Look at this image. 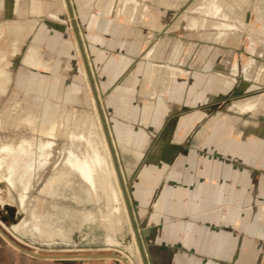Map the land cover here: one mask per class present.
Returning a JSON list of instances; mask_svg holds the SVG:
<instances>
[{
	"label": "rangeland",
	"instance_id": "1",
	"mask_svg": "<svg viewBox=\"0 0 264 264\" xmlns=\"http://www.w3.org/2000/svg\"><path fill=\"white\" fill-rule=\"evenodd\" d=\"M201 1L71 0L75 21L139 228H142V221L130 198L132 177L127 172L128 168L132 166V169H137L140 164L138 157L141 159L157 150L158 141L165 140L171 136V132L174 133L171 128L182 116L184 122L191 121L188 117H194L195 124L201 121L196 120L200 113H194L193 110L202 105L200 95L206 89L205 85H209L206 92L209 91L210 102L207 106L210 113L204 118V122L217 126L225 121L232 122L237 117L233 112L223 111V106L229 100L237 98H218L221 95L218 91H222L224 82L221 83L215 78L219 77L218 74L230 76L229 71L220 69L226 58L232 57V62L237 63L239 79L236 84L249 85V80L253 81L251 77L256 74L259 79H264V35L256 30H264V0H214L222 9L221 16H213L196 9ZM131 2H134V9L128 22L122 14L125 6ZM1 4L0 32H4L6 36L0 37V148L40 141L43 150H37L41 163L36 165L37 169L34 167L36 170L32 169L34 174H30V169L29 174L14 177V187L8 186L6 180L0 181V197L17 209L20 207L19 200L22 206L26 202L27 208L33 209L30 214V233L35 238L46 240L33 229L32 223L36 221L40 222L43 230L50 231V234L55 232L47 239L54 246L66 242L73 244V236L86 234V238L78 241L75 249L59 250L49 244L37 242L39 254L71 256L109 253L103 249L105 235L119 237L126 235L128 229L131 230L123 195L119 183L116 182L117 176L113 178L110 173L109 182H113L109 187V192H112L110 199L97 180L94 189L89 187V183L84 182L77 172L75 174L73 167L66 164L70 157L66 151L71 153L68 148L75 145L78 147L76 149L83 150L81 153L86 157L93 156L96 149L98 160L109 164L107 170L114 168L112 159H107V141L104 139L66 4L64 0H3ZM143 13H146V17H143ZM207 22H212L213 25H208ZM1 29H6L7 34ZM251 46L253 52L250 51ZM31 48L37 50L43 63L48 65V71L32 69L23 63ZM203 59H208L212 64H203ZM152 60L165 65L166 68L160 70L164 71L162 76L169 68L178 67L189 72V80L183 76L177 83L180 91L178 97L175 93L167 94L166 98L154 95L159 94L161 89L159 82L148 83L151 75L147 77L150 72L146 63ZM250 62L253 66L249 65ZM260 66L263 69L260 70ZM163 80L164 77L161 81ZM192 87L195 93L193 99L188 100L186 92L191 91ZM260 88H264V80L247 86L240 96H249ZM176 100L179 104L180 101L184 103L187 100L188 106L178 114H169L171 105L175 106ZM236 103L240 102H231L229 105ZM240 104H250V101ZM198 110L201 111V107ZM263 117L264 113L259 116V123H262ZM90 123L92 130L89 128ZM73 124L80 126L79 132L83 140H78L79 144L77 140L73 142L69 139ZM200 126L199 123L198 127ZM235 128L233 132L239 131V127ZM182 134L184 136V131ZM91 140V148L95 144L98 148H90ZM81 141L87 142L84 144ZM86 152L90 154H84ZM164 152L168 153V148ZM2 154L6 155L0 151V158ZM130 155L135 156V161H127ZM100 158L107 160L102 161ZM96 169L95 178L99 174L98 168ZM30 175L33 176L32 179ZM113 190L121 199L116 196L114 199ZM113 206L116 209H112ZM25 217L29 218V215ZM111 220L117 232L109 231ZM59 231L64 235L59 234ZM21 239L26 249L35 250L30 240ZM131 250L135 252L133 244ZM28 259L27 264H54L47 260L38 262L35 258ZM136 261L140 264L138 257ZM89 264L107 262L90 260Z\"/></svg>",
	"mask_w": 264,
	"mask_h": 264
},
{
	"label": "crops",
	"instance_id": "2",
	"mask_svg": "<svg viewBox=\"0 0 264 264\" xmlns=\"http://www.w3.org/2000/svg\"><path fill=\"white\" fill-rule=\"evenodd\" d=\"M125 7L122 15L129 22L134 2ZM3 35L0 32V37ZM250 51H254L252 46ZM233 60L226 58L219 67L230 76L218 74L215 79L224 82V88L218 91L219 100L237 98L223 106V111L237 117L217 126L206 124L210 97L206 92L209 85H205L200 95L201 111L199 107L193 110L200 113L196 120H201V126L195 124L194 117H188L190 122H184V116L178 122L175 118L176 127L171 128L174 133L158 141L152 154L138 157L137 169L130 166L127 170L132 177L130 198L142 228L149 231L144 239L148 264H264V117L262 123L258 122L264 113V88L240 96L247 86L264 79L256 74L249 85L236 84L239 77ZM202 62L212 64L208 59ZM23 63L32 69L49 70L35 48L29 49ZM146 65L150 72L147 77L151 75L148 83L159 82L160 95L154 94L157 97L166 98L170 93L178 97V81L190 77L178 67L169 68L162 76L164 71L160 70L166 67L159 61ZM249 65L253 66L251 62ZM162 77L165 80L161 81ZM186 93L188 100L193 99L194 88ZM248 101L250 104H240ZM175 102L169 114H178L188 106L187 100ZM231 102L240 103L229 105ZM235 127L239 131L233 132ZM127 161H135V156L130 155Z\"/></svg>",
	"mask_w": 264,
	"mask_h": 264
},
{
	"label": "bare ground",
	"instance_id": "3",
	"mask_svg": "<svg viewBox=\"0 0 264 264\" xmlns=\"http://www.w3.org/2000/svg\"><path fill=\"white\" fill-rule=\"evenodd\" d=\"M64 3H65V0H64ZM196 9H200V11H202V12H204V13H206V14H210V15H213V16H221V14H222V9L215 3V1L214 0H202L201 2H200V4H199V6L198 7H196ZM193 13V12H192ZM223 14H225V13H223ZM204 15V14H203ZM205 16V15H204ZM208 16V15H207ZM227 16V15H226ZM224 17V16H223ZM222 17V19H224ZM212 18V17H211ZM215 18V17H214ZM226 18V17H225ZM228 18V17H227ZM218 19V18H217ZM227 21V20H226ZM205 23V22H204ZM212 22H210L209 24L210 25H213V24H211ZM207 24H208V22H207ZM208 24V25H209ZM215 24V23H214ZM204 25V24H203ZM222 25H223V23H222ZM226 25H228V24H226ZM217 26H219V25H217ZM217 26H216V28H217ZM229 26V25H228ZM201 27H202V25H201ZM210 27V26H209ZM220 27V26H219ZM230 27V26H229ZM194 28V27H193ZM204 28H205V26H204ZM224 28V27H223ZM222 29V28H221ZM223 30V29H222ZM226 30H227V28H226ZM256 30H257V32L258 33H260V34H262V32L261 31H263V34H264V30L263 29H257L256 28ZM232 32V31H231ZM251 41V40H250ZM252 46L254 45V43H252L251 44ZM247 67V66H246ZM245 69V68H244ZM245 72H246V69H245ZM164 83V82H163ZM96 114V113H95ZM96 121V120H95ZM97 122V121H96ZM91 123H90V127H89V125H88V127L89 128H91V130H92V127H91ZM79 125L78 124H73V126H72V128L70 129V132H69V135H70V137H69V139H70V141H72L73 140V142H75L76 140H77V142H78V140L80 141V140H83V138L81 137L82 135L80 134V132H79ZM88 128V129H89ZM101 129V128H100ZM89 131H90V129H89ZM94 131V130H93ZM93 131H91V132H93ZM101 131V130H100ZM103 131V130H102ZM91 134V133H90ZM68 135V136H69ZM92 135V134H91ZM94 136V135H93ZM95 136H96V134H95ZM95 136H94V138H95ZM98 136V135H97ZM100 136H102V135H100ZM100 136H99V138H100ZM87 137V136H86ZM91 137V136H90ZM97 138V137H96ZM98 138V139H99ZM72 139V140H71ZM90 139H92V138H90ZM101 139V138H100ZM102 139H103V137H102ZM104 139H105V137H104ZM86 140H88V139H86ZM69 141V140H68ZM93 141H94V139H93ZM81 142H83V141H81ZM85 142H87V141H84L83 143L85 144ZM101 143L102 142H104V140L103 141H100ZM87 143H89V140H88V142ZM94 143H95V141H94ZM97 143H98V141H97ZM51 144V143H50ZM78 144H79V142H78ZM91 144H92V140L90 141V148L93 146V144H92V146H91ZM104 144V143H103ZM102 144V145H103ZM42 144H41V142L39 141V142H22L21 143V145L20 146H17V147H10L9 145L8 146H4V148H0V151L1 152H5L6 153V155H4L3 156V154L1 155V158H0V181H2V180H6L7 182H8V185L9 186H13V178L14 177H16V176H21V175H25V174H29V172H30V169L32 170L34 167L37 169V167H36V165L38 164V163H41V160H40V155H39V153H38V151L37 150H39V149H41V150H43V148H42V146H41ZM83 145V144H82ZM88 145V144H87ZM86 145V146H87ZM96 145V144H95ZM94 145V147L95 148H98V147H96ZM101 145V146H102ZM105 145V144H104ZM108 145V144H107ZM70 146V145H69ZM100 146V145H99ZM80 147H82V146H80ZM84 147V146H83ZM93 147V148H94ZM105 147H106V151H107V153H108V158L107 159H110L111 160V155H110V152H109V149H108V146H106L105 145ZM68 148V147H67ZM76 148H78L77 146H75V145H72V148L70 149V148H68V150L71 152V153H68V151H66L67 152V156H69L70 155V157H68L67 159V161H68V163H66L67 165L69 164L70 166H72L73 167V169L75 170V174H76V172L79 174V176L81 177V178H83V180H84V182L86 181L87 183H89L88 185H90L89 187H92L93 189L95 188V185H96V180H97V183L98 184H100L101 185V187H102V191L107 195V198H110V197H112L111 195L112 194H110V193H112V192H109V187H111V184L113 183H111V182H109V178H111V176H113V178H114V176H116V174H115V170H114V168L112 167H110V166H112V163H110V168L107 170V166L109 165H106L107 163L105 162H100L99 160H98V158H99V156L98 155H96V152L95 151H97L95 148V151H94V153H93V156L91 155V156H89V157H86L85 155V157L83 156V154L81 153V152H83V150L82 151H80L81 150V148H79V149H76ZM84 148H86V147H84ZM93 148H91V149H93ZM102 148V147H101ZM93 149V150H94ZM86 150H88V149H86ZM93 150H91V151H93ZM90 151V153H92ZM98 152V151H97ZM104 152H105V150H104ZM43 153V152H42ZM90 153H88V154H90ZM102 153V152H101ZM69 154V155H68ZM84 154H87V152L86 153H84ZM87 154V155H88ZM97 154H100V153H97ZM47 155V154H46ZM103 155V154H102ZM5 156H7L8 158H5ZM98 156V157H97ZM102 157V156H101ZM104 157H106V155H105V153H104ZM103 159V158H102ZM101 158H100V160H102ZM107 159H103L102 161H104V160H107ZM65 160H66V158H65ZM1 162H4L6 165H4L3 166V163H1ZM44 162V161H43ZM48 162V161H47ZM110 162V161H109ZM42 165H45L44 163L42 164ZM66 166V165H65ZM69 166V167H70ZM39 167H40V165H39ZM38 167V168H39ZM43 167V166H42ZM72 167H70V168H72ZM34 168V169H35ZM41 168V167H40ZM96 168H98V171L97 172H99V174H97L98 176V179H97V177L95 178V172H96ZM35 169V170H36ZM62 169V168H61ZM66 169V168H65ZM96 169V170H95ZM64 171V170H63ZM63 171H61V172H63ZM66 171H67V169H66ZM65 171V172H66ZM69 171V170H68ZM21 172H23L22 174H21ZM28 172V173H27ZM32 172H35V171H31L30 172V174H34V173H32ZM37 172V171H36ZM74 172V171H73ZM64 173V172H63ZM110 173L112 174L111 176H110ZM32 175H30V178L32 179L33 178V176L31 177ZM77 176V175H76ZM110 176V177H109ZM22 177V176H21ZM18 178V177H17ZM26 178V177H25ZM29 178V179H30ZM80 178V179H81ZM29 179H27V180H29ZM17 180H19V178L17 179ZM24 180V179H23ZM116 181V180H115ZM52 182V181H51ZM83 182V181H82ZM108 182L110 183V184H108ZM116 182H118V181H116ZM23 183V182H22ZM29 183V182H28ZM25 184H27V183H25ZM31 184V183H30ZM118 184V183H117ZM50 185H51V183H50ZM50 185H49V187H50ZM109 185V186H108ZM27 186V185H26ZM26 186H24V187H26ZM114 186V185H113ZM14 187V186H13ZM100 187V188H101ZM117 187H118V185H117ZM48 188V187H47ZM92 188H90V189H92ZM114 188H116L115 186H114ZM49 189V188H48ZM111 189V188H110ZM113 189V188H112ZM25 190V189H24ZM47 191V190H46ZM93 191V190H92ZM91 191V193H93L94 194V192H92ZM24 192V191H23ZM26 192V191H25ZM113 193L115 194V191L113 190ZM121 193V192H120ZM113 194V195H114ZM118 194V193H117ZM117 194H115L114 195V199H116V198H118L117 197ZM110 195V196H109ZM119 195V194H118ZM115 196H116V198H115ZM121 196V195H120ZM96 197V196H95ZM122 197V196H121ZM23 198V197H22ZM90 198H92V197H90ZM120 198V197H119ZM118 198V199H119ZM95 199V198H94ZM111 199V198H110ZM121 199V198H120ZM96 200V199H95ZM94 200V201H95ZM109 200V199H108ZM123 200V199H122ZM111 201H113V200H111ZM117 201V200H116ZM119 201V200H118ZM120 202V201H119ZM116 203V202H115ZM118 203V202H117ZM109 204H110V202H109ZM121 204V203H120ZM112 205H114L113 203H112ZM116 205V204H115ZM124 206V205H123ZM126 207V206H125ZM112 209H116V207H112ZM117 210H119V209H117ZM117 210H116V212H117ZM110 212L112 213V210H110ZM114 213V212H113ZM118 213V212H117ZM122 213V212H121ZM118 215V214H117ZM31 216V215H30ZM42 216V215H41ZM110 216H111V214H110ZM113 216V215H112ZM128 217V216H127ZM121 218V217H120ZM27 219V218H26ZM107 219V218H106ZM122 219V218H121ZM120 219V220H121ZM33 220V219H32ZM119 220V221H120ZM126 220V219H125ZM129 220V219H128ZM105 221H107V220H105ZM129 222V221H128ZM113 222H112V220H111V223H110V229H109V231H112V232H117L116 231V227L112 224ZM17 224V223H16ZM33 225H32V227H33V229L36 231V232H38L40 235H41V237L42 238H46V240L47 239H49L50 238V235L54 232H51V234L49 233L50 231H48V230H43V228H41L40 227V222H38V221H36L35 223H32ZM44 224V223H43ZM106 224H108V223H106ZM118 224L120 225V222H118ZM47 225V224H46ZM113 225V226H112ZM31 226V225H30ZM42 226V225H41ZM50 226V225H49ZM16 228V227H15ZM20 228V227H19ZM44 228H46V227H44ZM53 228V227H52ZM108 229V228H107ZM130 229H131V227H130ZM32 230V229H31ZM53 230V229H52ZM107 231V230H106ZM108 231V232H109ZM32 232V231H31ZM55 233V232H54ZM59 234H63L64 235V233L62 232V231H59L58 232ZM130 233H131V236H132V241L134 240L135 242H136V240H135V237H134V234H132L133 233V231H132V229L130 230ZM35 234V233H34ZM113 234H115V233H113ZM39 235V236H40ZM62 236V235H61ZM61 236H58V237H61ZM33 237H34V235H33ZM51 237H53V236H51ZM57 237V236H56ZM63 237V236H62ZM66 238V237H65ZM39 239V238H38ZM42 240V239H41ZM51 240V239H50ZM65 240V239H64ZM112 240V242H114V240L113 239H110V241ZM52 241V240H51ZM134 241L131 243V244H129L127 247H126V250L127 251H131V253L132 254H134L136 257L135 258H139V263L140 264H142V261H141V256H140V253H139V251H138V247H137V244L135 243L134 244ZM132 244H133V246H134V250H135V252L133 251V250H131L132 249ZM63 258H71V257H73V256H62ZM58 258H61V257H55V259H58ZM74 258V257H73ZM117 260H119L122 264H125V260H127V264H132L131 263V260H130V258L128 257V256H126L125 255V252H123V253H121V252H118V256H117ZM108 262H109V260H107ZM107 262V263H108Z\"/></svg>",
	"mask_w": 264,
	"mask_h": 264
},
{
	"label": "water",
	"instance_id": "4",
	"mask_svg": "<svg viewBox=\"0 0 264 264\" xmlns=\"http://www.w3.org/2000/svg\"><path fill=\"white\" fill-rule=\"evenodd\" d=\"M65 4H66V9L68 11V15L71 19V24L73 27V31L75 33V37H76V41H77V45L80 51V55L83 61V65L86 71V75L89 81V85H90V89L95 101V105H96V109H97V113L99 115V119L102 125V129L109 147V151H110V155H111V159L113 162V166L116 172V176H117V180L119 183V187L121 189L122 195H123V199L125 202V206H126V210H127V215L129 218V223H130V227L133 231L135 240H136V244L138 247V251L140 253L141 256V261L142 264H148L147 258H146V254H145V249L143 246V239L146 238L149 235V231L145 228H139V226L137 225L136 219H135V215L134 212L132 210V206H131V202L127 193V188L125 186V179L123 176V172L121 170V166L119 163V159L117 156V153L115 151V146L113 144V141L111 139V134L109 132L108 129V125H107V120L103 111V107L100 103L99 100V96L97 93V88L95 86V83L93 81V77H92V73L89 67V63L87 61V57L85 54V49L83 47V43L81 40V35L79 33L78 30V26L76 24L75 21V14L73 11V6L71 4V0H65ZM7 211L10 213L11 218H14L16 213H17V209L14 206L8 205L7 206ZM2 210L0 209V219L2 222L7 223L9 222V219L2 214ZM15 222V221H13ZM86 238V234H82L80 236H73L72 240H73V244L66 242L65 244H57L56 246L54 245H50L52 248H57L59 250H65V249H75L77 247V243L78 241H82ZM110 239H113L114 242H111ZM132 243V236L131 233L128 229L127 234L126 235H121V236H114V235H105V239H104V250L105 251H109V253H101V254H90V255H71L73 257H69V258H63L62 255L60 256L61 258L55 259V260H50V262H53L54 264H65L68 263L69 264H89L90 260H105L106 262H108L107 260H109L110 263L107 264H122L119 260H117V256H118V252H125V255L128 256L131 260L132 264H138L136 261V256L134 254L131 253V251H127L126 247ZM30 244H32L35 247H38V243L37 242H32L30 241ZM48 244V243H45ZM38 252V251H37ZM39 253V252H38ZM33 259V257L31 258ZM49 261V260H47ZM125 264H127V260H125Z\"/></svg>",
	"mask_w": 264,
	"mask_h": 264
},
{
	"label": "flooded vegetation",
	"instance_id": "5",
	"mask_svg": "<svg viewBox=\"0 0 264 264\" xmlns=\"http://www.w3.org/2000/svg\"><path fill=\"white\" fill-rule=\"evenodd\" d=\"M4 182L5 181H3V183ZM8 205L9 204L5 203L0 197V209L3 211L2 214H4L9 219V222L7 223L2 222L0 219V264H27L26 260H29L28 257H33V259L35 258L38 262L44 260H55V257H60L53 255H41L37 252L38 247L35 246L34 251L26 249L24 247L25 244L21 241V238L25 239L26 241L34 240V242H43L50 245L54 244L47 240H40L31 235L30 230L32 228H30V214L33 209L29 210L27 208L26 202L25 205L22 206L19 200L20 207L18 209L16 208L17 213L14 218H11L10 213L7 211ZM25 215H29V218L26 219ZM24 256L27 257V259H25Z\"/></svg>",
	"mask_w": 264,
	"mask_h": 264
}]
</instances>
